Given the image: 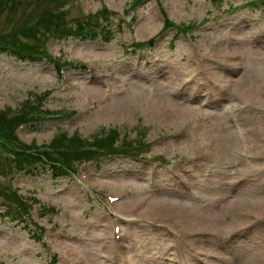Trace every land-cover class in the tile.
<instances>
[{
  "label": "rangeland",
  "instance_id": "rangeland-1",
  "mask_svg": "<svg viewBox=\"0 0 264 264\" xmlns=\"http://www.w3.org/2000/svg\"><path fill=\"white\" fill-rule=\"evenodd\" d=\"M62 3L73 19L104 5L114 11L111 40H51L50 53L65 64L61 73L55 61L0 53V110L13 113L47 93L42 109L55 118L19 128L25 142L46 144L61 130L92 141L117 128L118 143L144 145L136 156L83 163L73 177L54 178L47 166L0 174V185L14 183L30 205L19 221L0 198V264L260 260L262 0H24L0 17V33ZM166 18L174 28L161 32ZM255 220L262 221L244 235ZM199 229L223 238L196 240L189 231Z\"/></svg>",
  "mask_w": 264,
  "mask_h": 264
},
{
  "label": "trees",
  "instance_id": "trees-1",
  "mask_svg": "<svg viewBox=\"0 0 264 264\" xmlns=\"http://www.w3.org/2000/svg\"><path fill=\"white\" fill-rule=\"evenodd\" d=\"M24 0H0V17L11 10L14 13ZM36 4L61 0H32ZM141 0H133L134 5ZM264 3V0H262ZM60 5V4H57ZM64 3L55 9L50 6L37 11L31 18L22 21L8 32L0 33V53L12 55L22 61L48 60L61 65L49 52L47 43L51 38L57 39H97L102 36L110 41L112 31L107 28L111 11L106 5L95 13L82 17L68 18L63 9ZM173 23L166 18L164 28ZM47 93L38 95L37 100L28 98L22 107L10 113L9 109L0 110V174L32 169L39 165H47L54 178L78 173L79 165L85 162H99L110 156H136L144 145L141 139L118 143L120 131L111 128L108 132L94 136L92 141L83 138L79 132L69 135L66 131H57L46 144L25 143L17 134L21 124L44 122L55 118V112L42 109V102ZM37 102V103H34ZM40 104V105H39ZM150 146V145H149ZM3 151V152H2ZM5 153V154H4ZM0 198L7 205L6 212L19 221L24 213H28L30 205L13 190L11 184L0 185Z\"/></svg>",
  "mask_w": 264,
  "mask_h": 264
},
{
  "label": "bare ground",
  "instance_id": "bare-ground-1",
  "mask_svg": "<svg viewBox=\"0 0 264 264\" xmlns=\"http://www.w3.org/2000/svg\"><path fill=\"white\" fill-rule=\"evenodd\" d=\"M87 89V88H86ZM90 89V88H89ZM117 110H121V108H116ZM180 181V180H179ZM232 181V180H231ZM181 182V181H180ZM209 183H211V182H209ZM230 187H232L231 185H230ZM150 199V202H151V200H152V197H150L149 198ZM154 199V198H153ZM239 200L237 199V201H236V203L238 202ZM240 202V201H239ZM154 203V202H153ZM239 203H237L236 205H238ZM233 206V208H234V205H233V203H230V207H232ZM170 207H174V205H170ZM169 207V208H170ZM171 209V208H170ZM187 216V215H186ZM185 216V217H186ZM191 216V215H190ZM192 216H194V215H192ZM201 216V215H200ZM207 219H206V222H209V216L207 215ZM122 218H125V217H122ZM256 218V217H255ZM126 219H129V218H127L126 217ZM211 221V220H210ZM262 220H255V221H252V222H250L249 224H247V225H245L244 226V235L246 234V232H248V231H250V229L251 228H255L254 226H256L258 223H260ZM253 224H255V225H253ZM229 232H232V230H230L229 229ZM189 233H190V235L194 238V239H196V240H203L205 243H207V242H213V238H211V237H216V238H218V239H221V238H223V236H222V234L219 232V231H208V229H199V230H190L189 231ZM242 234V233H241ZM197 237H200V238H197ZM246 245H247V243H246ZM263 256H264V251H263ZM263 256H261L260 257V260H257V261H252V260H250V261H247L246 263H244V264H264V257ZM219 257V259H221V257L220 256H218ZM223 260V259H222ZM213 264V263H212Z\"/></svg>",
  "mask_w": 264,
  "mask_h": 264
}]
</instances>
